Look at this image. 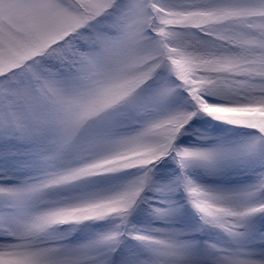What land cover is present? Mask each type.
Wrapping results in <instances>:
<instances>
[{"label":"snow or ice","instance_id":"snow-or-ice-1","mask_svg":"<svg viewBox=\"0 0 264 264\" xmlns=\"http://www.w3.org/2000/svg\"><path fill=\"white\" fill-rule=\"evenodd\" d=\"M0 264H264V0H0Z\"/></svg>","mask_w":264,"mask_h":264}]
</instances>
